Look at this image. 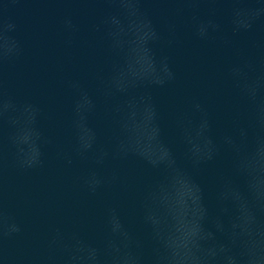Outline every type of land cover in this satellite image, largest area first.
Returning a JSON list of instances; mask_svg holds the SVG:
<instances>
[{
  "label": "clouds",
  "instance_id": "clouds-1",
  "mask_svg": "<svg viewBox=\"0 0 264 264\" xmlns=\"http://www.w3.org/2000/svg\"><path fill=\"white\" fill-rule=\"evenodd\" d=\"M14 0H6V3ZM109 7L92 25L102 34L107 53L103 68L91 82L69 79L73 95L70 111L72 143L58 157L71 165L86 162L79 178L91 196L107 189L134 191L140 231L130 228L118 205L105 210V234L90 241L77 233L52 231L43 264H264V56L237 52L226 77L237 99L230 127L217 133L213 114L199 97L186 98L172 108L167 123L154 90L177 81L168 49L174 44L175 23L165 19L162 30L144 7L146 0H100ZM181 5L190 12L193 36L202 42L231 44L236 37L264 21V0H152ZM228 4L227 28L217 8L201 16L199 5ZM3 9H0L2 12ZM69 37L80 31L71 13L60 20ZM25 55L18 26L0 17V260L10 264L7 241L20 236L24 226L4 204L3 185L9 170L26 173L45 165L51 139L41 127L42 109L31 99H20L6 87L4 70ZM108 120L112 135L102 141L95 121ZM174 131L181 149L175 147ZM145 137L150 146L145 147ZM222 156L228 171L216 177L215 206L207 203L205 186L197 179L204 166ZM139 162L149 173L130 184L114 162ZM182 219L177 220L179 201Z\"/></svg>",
  "mask_w": 264,
  "mask_h": 264
},
{
  "label": "water",
  "instance_id": "water-1",
  "mask_svg": "<svg viewBox=\"0 0 264 264\" xmlns=\"http://www.w3.org/2000/svg\"><path fill=\"white\" fill-rule=\"evenodd\" d=\"M109 6L100 0H0V17L18 26V35L25 47L21 61L4 70L6 87L20 99H31L42 109L41 127L51 139L43 168L21 173L9 170L4 179V204L24 226L23 233L6 242L10 264H43L48 255L47 242L56 228L65 234L77 233L99 242L105 234V210L109 204L118 205L126 224L135 231L141 230L134 191L107 189L96 196L89 195L78 178L86 172V162L74 161L69 165L58 157L60 149L68 151L72 143L69 126L73 100L67 87L69 79L91 82L94 72L106 63L107 53L101 33L92 25ZM144 7L163 30L165 19L175 23L174 44L168 49L177 81L166 89L154 90L164 122L169 110L184 107L188 97L196 96L210 108L217 133H223L231 124V117L243 105L235 96L226 77L227 66L237 59L236 53L264 56V21H257L251 32L231 38L229 46L197 40L189 26L190 12L177 14L182 7L174 3H152ZM199 14L207 16L217 8V17L225 24L224 35L230 36L227 16L230 5L202 3ZM71 13L80 31L67 43L69 37L61 30L60 20ZM101 140L112 135V127L103 115L95 121ZM7 130L0 131V138ZM176 149L181 145L175 132L170 133ZM145 137V147H149ZM109 167L119 168L132 185L139 184L150 175L136 161L114 162ZM227 156L204 166L197 179L205 186L207 203L215 206L216 177L220 170L228 171ZM177 220L182 219L183 201H179ZM0 264H5L0 260Z\"/></svg>",
  "mask_w": 264,
  "mask_h": 264
}]
</instances>
